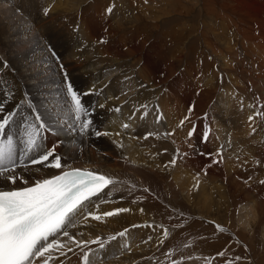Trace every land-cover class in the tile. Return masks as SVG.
Instances as JSON below:
<instances>
[{"label":"rangeland","instance_id":"rangeland-1","mask_svg":"<svg viewBox=\"0 0 264 264\" xmlns=\"http://www.w3.org/2000/svg\"><path fill=\"white\" fill-rule=\"evenodd\" d=\"M53 1L57 2L58 0ZM67 1L69 0H62L59 4V6H67V12H61L64 10H61L63 6L60 10L57 8L55 10L50 9L48 14L45 15L44 10L49 9V4L45 0H0V105L5 106L4 109L6 108L4 113H0V116L7 115L8 112L15 113L14 123L8 129V133L10 135L14 134V139L17 140L18 144L23 136L25 126L35 122V115L38 112L41 113L43 120L49 125L51 131L58 132V142L53 146L57 147L56 154H61L62 163H65V165L83 163L84 157L90 155L93 151L106 156L108 153L106 150L109 149L107 139L104 136L98 138L94 133L98 131V127L110 113L102 107L95 108V97L93 95L95 93L88 92L84 88L88 78L82 75L83 68L88 65V68L98 70L103 74L101 79L106 80V82L115 81L120 76L123 77L124 74L130 76L129 74L135 73L136 77L126 76V81L124 84L122 83L124 88L121 94L126 95L125 100L128 101L145 87L148 88L146 83L145 87L140 85V81L149 77V74H145L143 71L142 78H139L137 73L148 66L150 71L165 72L166 76L164 78H168L189 93L191 103L198 102L195 106L191 104V113L194 111L193 116L196 119L204 118V121L195 130L192 129L191 125V132L193 133L191 135V147L196 152L193 156L200 154L212 159L215 154V158L218 160L215 150L221 151L223 148H225L226 157L232 156L235 149V155L238 156V147L232 141L235 139V135L238 136V138L236 137V140H238L244 132L245 122L241 121L242 118L245 119L244 114L247 112L249 115L251 110L253 108L255 110L256 107V113H264V99L251 96L255 101L251 104L246 94L243 93L242 86L246 81L252 79L253 75L256 77L253 78L256 83L261 82L264 71L259 69L255 62L253 63L254 59H250L245 55L247 52L242 53L241 55H244L240 59V50L237 47L238 39L235 36L234 27L236 28L237 25L242 23L241 26L244 27L246 34L250 36L255 31L253 28L255 25L252 27L251 22H246L242 17H233L229 10L232 12L235 9L243 14L248 13L250 16H254L256 15L255 8L259 6L257 1L240 0L239 3H236L232 0L235 4L231 0H147V2L145 0H70V4ZM171 1L176 3L171 5ZM227 2H232L233 5H228ZM210 5L213 7L212 9ZM224 5L228 7V10ZM52 6H54L53 3ZM109 7H112L111 13L107 12ZM221 10L222 12H220ZM203 25L206 29L203 28ZM202 29L206 31L204 32ZM202 32L203 34H201ZM180 33H185V36L182 37ZM208 34L219 43L215 44L216 41L213 42ZM206 36H208L207 39L210 43L207 44L208 46L204 42ZM258 40H260V36L253 41H250V39L248 41L250 43L256 42V45H258ZM251 48L255 49V43L251 45ZM53 51L56 53L55 56ZM236 51L237 53H235ZM220 52L222 53L220 54ZM81 55H88L86 56L87 60L84 59L85 56L82 57ZM214 55L228 57V61L231 62L230 70H228L229 74H226V71L222 73L225 77L219 71L222 64L217 62L218 58ZM68 56L72 58L69 59ZM210 58L213 62L216 61L209 69L208 63L210 65L212 63ZM61 59L63 60L61 61ZM37 69H41L43 73L48 71L49 78H52V82L60 87L57 94L60 97L59 102H53L41 89L34 90L28 82L26 78L30 82L34 81L32 79L36 75ZM235 69L239 70L235 72ZM113 70H115L114 73ZM244 71L246 72L244 73ZM230 72L233 73V76L230 75ZM65 73L67 76H65ZM209 74L216 78L213 79ZM138 78L139 81H137ZM223 78H225V81H222ZM213 80H216L214 82L216 85L212 87L209 83ZM57 81L59 82L57 83ZM69 81L79 93H87V95H82V103L84 102L83 104L88 110L86 117L82 119L92 121L89 129L84 134L85 136L80 134L81 138H71L73 139L72 142L69 141L71 134L77 135L78 132L75 128L70 129L71 122L75 119L74 113L70 110V97L66 95V85ZM135 82L138 83L136 88L127 90V87L132 86ZM235 82L241 83L237 85ZM239 87L240 89H238ZM231 91L234 94H231ZM146 96L148 97V94ZM34 100L38 102L35 103ZM55 104L62 107L60 108L61 111L70 112L63 122L56 114ZM259 118L262 121H259V126L258 123H253L254 130H251L252 127L250 128L251 135L254 132L256 133V135H252L254 139H251L252 136L248 134L246 135L247 143L239 142V150H242L243 156H254L256 154L255 156L259 158L254 173L250 172V168L246 165L248 158L245 157L242 160L246 165V169L243 170L245 174L240 177L242 180L240 189L250 185L254 188L251 196L242 194L235 197L233 195V204L229 213L226 211L224 214L221 212V214L213 215L212 217H216V220L195 216L191 220L194 224L191 223V228L186 232L183 231L187 228L186 218H183L182 213H177L179 216V218L177 216L179 229L175 235L176 239L174 238L172 241L169 239L170 242L164 248V244H162V247L157 249L159 252L156 250V253L151 252L146 257H142L141 264H189V262L191 264H264V219H261L264 217L261 211L264 204L259 202L260 199L264 200V184L260 183V181H264V115H259ZM155 125L165 127V131L159 132L158 139L168 140V133L166 136H164V133L168 132L169 127L164 122L160 121V124H152V126L146 124L145 127L149 133L155 136L156 131L151 128ZM65 131H70L71 134L67 135ZM261 131L262 133H259ZM223 132L224 135L221 134ZM223 136L226 137L225 147L220 148ZM197 139L205 148L202 152V146L197 143ZM43 144L45 148L53 147L49 146L44 140ZM180 146L182 148L185 146L184 138H182ZM243 148H246L247 151ZM255 156L254 161L256 162L257 157ZM30 167H39L37 172L39 174H35L36 171L33 168L31 174L28 172L26 174L25 172L22 173L26 179L40 178L45 176L48 171L54 172L53 170H57L48 168V171H46L40 165ZM212 171L217 177H212L206 166L200 167L191 163V173L189 175L191 176L192 193H195L201 186L216 187L217 184L225 185L220 176V173L223 172V161L214 163ZM235 179L231 178L230 183ZM226 188L228 194L229 188L227 186ZM231 190V193H233V189ZM256 193H260V196L263 197L261 196L257 200ZM249 209H251L249 215L252 216V209L256 210V220L255 223L253 222L249 226V229L242 232L241 229L246 226L240 223L239 217ZM217 225L230 228V230L228 231L225 228L226 230L221 232ZM210 246L213 248L210 249ZM221 252L224 253L223 256L218 255ZM99 261H103V258Z\"/></svg>","mask_w":264,"mask_h":264},{"label":"bare ground","instance_id":"bare-ground-1","mask_svg":"<svg viewBox=\"0 0 264 264\" xmlns=\"http://www.w3.org/2000/svg\"><path fill=\"white\" fill-rule=\"evenodd\" d=\"M45 1L47 4H49L48 5L49 9L55 10L57 8L58 10H60V8L64 6L63 8H61V10L64 9L61 12L63 11L67 12V9H68L67 6L65 5L59 6L62 0H58L57 2L53 0H45ZM69 1H67L68 4H70ZM234 1L236 3L240 2V0H234ZM255 1L258 2L259 6L255 8L256 15L254 16H250L248 13L243 14L239 10H235L234 8L232 12L231 10H229L230 11L229 13L233 17H236V18L242 17L246 22L247 21L251 22L252 27L253 25H255V27H253L255 31L249 36L246 34L244 27L241 26L242 23L241 25L236 24L237 26L236 28L234 27V29L236 32L235 36L238 39L237 47L241 51V52L239 51L240 55L242 53L245 54V52H247V54L245 55H247V57H250V59H254L253 63L255 62V64L259 66V69L264 71V9H263L264 0H255ZM232 2L231 3L227 2V3H229L228 5L230 4L233 5V3L235 4V2L233 3ZM52 3L54 4V6H52ZM174 3L176 2L171 1L170 4L173 5ZM214 4H213V7H214ZM219 5L222 6L221 4ZM166 6L168 7V5ZM157 7L159 8V6ZM213 7L211 6L210 8L212 9ZM210 8H206V9H210ZM225 8L226 10H228L227 6ZM220 12H222V10ZM220 12H219V15H220ZM6 18H9V17H6ZM221 19L223 20L224 18H221ZM203 28H204V25H203ZM204 29H202V31H204ZM215 33L217 34V32ZM180 34L182 37L185 36V33H180ZM201 34H203V32ZM211 36L213 35L211 34ZM258 36H260V40H258V45H256V42L250 43L248 41L249 39L250 41H253ZM207 37L208 36L204 38V42L206 45L210 44ZM210 38H212L214 42L215 39L213 37H210ZM243 40H245L246 42H244ZM214 43L217 44L219 42L216 41ZM214 43L212 44L211 42V44L215 46ZM254 43H255V49L251 48V45ZM234 47L236 48L235 45ZM221 53L222 52H220V54ZM224 53L226 54V52ZM235 53H237V51ZM235 53L233 54V56L235 55ZM243 55L240 56V59ZM261 55H263V57H261ZM81 56L82 57L85 56L84 59L87 60L86 56L88 55H81ZM214 57L218 58L217 62L222 64V66H220L221 69L219 70L221 74L225 73V71H226V74H229L228 70H230L229 67L231 65V62L228 61V57H224L222 55H214ZM61 58H62V55H61ZM71 58L72 57H69V59ZM237 59H238V56H237ZM62 60L63 59H61V61ZM148 61L150 62V60ZM215 61L213 62L212 60L211 65L210 63H208L209 69L211 68L210 66H212L213 63H215ZM149 62L148 64H150ZM85 64H88V63H85ZM215 66L216 64L214 65V68ZM147 67L144 70L137 72V73H138L139 78H142L143 71L145 74H149V77L145 78L143 81H140V85L144 86L146 83L148 88L144 86L145 88L142 91H140L136 96H134L128 101L125 100L126 95L121 94L124 88L122 86V83L124 84V82L126 81L125 77L128 75L122 74L123 77L120 76V78L115 79V81L113 80L110 82H106V80L101 79L103 74L99 72L98 70L88 68V65L87 66L85 65L83 68L82 75L88 78L86 80L84 88L88 92L95 93L93 94L95 97V103H94L96 104L95 108L102 107L106 109V111L108 110V112L110 113V115L107 116V118H104L103 122L98 127L99 132L109 133V135L104 136L105 139H107L109 143V149L106 150L108 151L106 156L102 155V153H101L102 155L101 156L97 152L93 151L90 155L84 157L83 163L66 164L65 170H67L68 167L83 168V169L100 172L101 174L107 175L115 180V183L113 185H110L109 188L104 189V191L101 192L98 196L92 198V201L88 203L87 207L84 210L85 214L90 211V212H93L99 215L104 212L114 211L115 209H119V208H127V209H130V211L120 213L112 217H105L102 221H95L89 218L87 222H84L83 215L77 217L76 226L70 227L68 229L70 234L73 235L77 240H81V241L83 240L91 241V240H96L98 238L102 239L103 243H105L104 244L105 246L101 248L98 243L89 244L88 248L86 249L76 248L75 246H73L75 249L74 252H68L67 256H60L59 253H53V260L50 261L52 264H83V255L85 253H89L91 263H94V264H141L142 257L144 256L146 257V255L151 252L154 253L159 247L160 248L162 247V244H164L163 248L166 247V245H168L170 241H172L174 238L176 239L175 235L179 229V226L177 225V219L179 218V216L177 215V213H182L184 215L183 218L184 217L186 218L185 222L187 224V228L183 230L186 232V230H189L191 228V223L194 224L193 222H191V220L195 216L196 217L197 216L208 217L210 219L216 220L217 218L212 217L213 215L221 214V212L224 214L226 211H228L229 213V211L231 210V205L233 204L232 203L233 195L236 197L242 194H244V196L245 195L251 196L252 194V191L254 188H252L250 185H246L240 189V184L242 183V180L240 179V177L245 174V171L243 170L246 169L245 167L246 165L248 166V168H250V172L254 173L255 172L254 169L257 167V162L259 161V158L258 156H255L256 155L255 154L254 156L257 157V160L255 162L253 155L243 156L242 150L241 151L239 150L240 149L239 142L247 143L248 140H247L246 135L248 134L251 135V131H250L251 127H252L251 130H254V126H252V124L258 123V126H259V121L262 122L259 118V115H256L257 107L255 108V110L253 108V110H251L249 115L247 112L244 114L245 119L243 120L242 118L241 120L245 122L244 129H243L244 132L242 131L243 134L238 140H236V137L238 138V136L235 135L234 137L235 139H233L232 141L233 144L238 147L237 148L238 156L235 155L236 154L235 152L236 149H235V151H233L234 154L232 156L226 157L225 148H223L221 151L215 150V153H217L218 155V160H216L215 154L213 155L214 158L212 159L210 157H209L210 159H208L207 158L208 156H202L200 154L193 156V154L196 152L193 149V147H191V135H189V133L191 132V125H192V129L195 130V129H198L200 124L204 121V118L196 119L193 116V112H194L193 110H192L193 112L191 113V104L195 106L196 103L198 102L191 103V96L189 95V93L182 87L177 86V84H175L173 81L169 80L168 78H164L166 76L165 72L158 73L156 71H150V68L149 67L147 68ZM231 67H234V66H231ZM20 69L22 70V68ZM238 70L235 69L234 71L237 72ZM114 71L115 70H113V73ZM47 72L43 73L41 69H37L36 75H34L32 79L34 80L33 82H30L28 78L26 79L31 84V86L34 88V90L41 89L46 93V95H48L47 97L50 98L53 102H59L60 97L57 94L59 92L60 87L52 82L53 79L49 78L50 75L47 74ZM245 72L246 71H244V73ZM129 75L130 76L128 77H134L135 73H131ZM230 75L233 76V73H231ZM223 77L225 76L223 75ZM254 77L255 75H253V78ZM139 78L137 81H139ZM215 78L213 77V79ZM253 78L246 81L245 83L242 81L244 83L243 84L244 87L242 86L243 93L246 94L251 104L255 103V101L252 99L251 96H257V97L264 99V74L261 77L262 81L259 78V80L261 81L259 83H256V81H254L256 77L254 79ZM244 80H247V79H244ZM215 81L216 80H213L209 84L213 87L216 85L214 83ZM222 81H225V78H223ZM236 81H239V80H236ZM58 82L59 81H57V83ZM235 83L237 85H240L241 82H235ZM134 84L130 87H127V90H134L136 86L138 85V83H136L135 85ZM238 89H240V87ZM146 94H148V97L146 96ZM231 94H234V93H232L231 91ZM241 96H244V95H241ZM51 100L50 102H52ZM34 102L37 103L38 101L36 102L34 100ZM55 107L57 108L56 114L57 116H59L58 118H60V120L63 122L64 119H66L67 116L70 114V112L61 111L60 108L62 107H59L57 104H55ZM141 108H144V109H141ZM116 109H119V111H117ZM160 121L164 122L166 126L169 127L168 132L164 133V136H166L168 133V138H169L168 140L158 139L159 132L165 131L164 130L165 127H162L163 125H155V127H151L155 129L156 131L155 136L149 135V132L145 127L146 124H150V126H152V124H160ZM182 121H183V124H181ZM78 123L79 122L77 121H73L71 122L72 125L70 126V129L71 128L76 129V131L78 132L77 135L71 134L70 131L68 132L65 131L67 135L68 134L72 135L69 139L70 142L73 141V139L71 138L80 137ZM125 124L129 125V127L124 128L123 125ZM260 127H263V126H260ZM259 133H262V131ZM221 134L224 135V132ZM254 134L256 135L255 132L252 135ZM182 138L185 139V146L183 148L180 146V143L182 142ZM58 139L59 137H58L57 131L52 130L44 134V142H46L49 146L56 145L58 142ZM251 139H254L253 136ZM229 140H230V137H229ZM225 141H226V137L223 136L221 138L222 146H220V148L223 146L225 147ZM197 143L200 146H202L199 139H197ZM246 148H243V149L245 150ZM204 150L205 148L202 146L201 152ZM249 154L251 153L249 152ZM245 157L248 158V162L246 163V165L242 162V160ZM172 160H175L176 163L175 164L170 163V161ZM222 161H223V172L220 173V176L224 181L223 183H225V185L229 188L228 194H227V188L224 184L223 185L217 184L216 187L201 186L195 193H192L191 192V176L189 175L191 173V163L197 164L200 167L206 166L209 172L211 173L212 177H217L215 176V173L212 171V166L214 165V163L216 162L221 163ZM40 167L42 168L41 165ZM35 169H39V167L38 168L36 167ZM44 169L48 171V168H44ZM53 171L54 172L48 171L47 174L43 177L40 175L41 176L40 178L29 179V182L31 183L35 179L48 178V175L50 173L58 174L60 173L61 170H56V171L53 170ZM32 172H28V173L31 174ZM37 172L38 171H36L35 174H39ZM218 178L220 177L218 176ZM231 178H236V179L230 183ZM231 189H233V193H231L232 191ZM256 194H257V197H256L257 200L258 198H261L262 195L260 196V193H256ZM259 202L264 204V200L262 199H260ZM247 207L249 208V205ZM262 207H263L262 210L261 209L260 210L263 212V215H264V205ZM250 210L251 209L247 210L244 215L242 216L240 215L241 217H239L240 223L247 227V228L245 227L241 229L242 232L243 231L245 232L246 229H249V226H251L252 223L256 220L255 219L256 210L252 209L253 216L249 215L251 212ZM261 219H264V217ZM125 229H127L125 236L123 237L119 236L118 234L120 232H124ZM226 229L228 231L230 230V228H226ZM165 230L168 232L167 237L164 236ZM114 236L116 237V239H112V237ZM60 239L67 240L66 237H61ZM125 245H127L128 247H125ZM210 247H211L210 249L213 248L212 246ZM65 251H67V249H65ZM102 258H103V261H99ZM189 264L191 263L189 262Z\"/></svg>","mask_w":264,"mask_h":264},{"label":"snow or ice","instance_id":"snow-or-ice-1","mask_svg":"<svg viewBox=\"0 0 264 264\" xmlns=\"http://www.w3.org/2000/svg\"><path fill=\"white\" fill-rule=\"evenodd\" d=\"M49 11L50 9H45V15ZM107 12L111 13L112 7ZM53 55H56L55 51ZM66 95L70 97V110L74 113V119L79 122V133L84 135L92 123L91 120L82 119L88 111L82 103V95L87 93H79L69 81ZM4 112V107L0 105V113ZM14 116L15 113L12 112L0 116V264H50L53 253L67 256L68 252H74L73 246L86 249L89 244L98 243L103 248L105 245L102 239L77 240L68 229L76 226V218L81 215L84 222L89 218L102 221L105 217L130 211L119 208L99 215L90 211L85 214L84 210L92 198L113 185L115 180L87 169L68 167L65 170L66 165L62 163V157L56 154V147H44V134L51 129L38 112L35 122L25 126L18 144L14 134L8 133L14 123ZM123 127L127 128L129 125L125 124ZM94 134L98 137L109 135L99 131ZM170 163L175 164L176 161L172 160ZM32 165L61 171L30 183L22 173L32 172ZM260 183L264 184V181ZM217 228L221 232L226 230L220 225ZM126 232L127 229L118 235L123 237ZM167 235L165 230L164 236ZM58 237H66L67 240ZM218 255L223 256L224 253ZM83 264H91L88 253L83 255Z\"/></svg>","mask_w":264,"mask_h":264}]
</instances>
